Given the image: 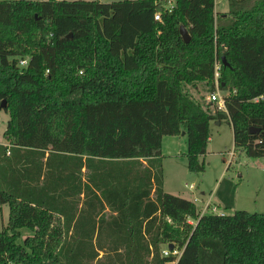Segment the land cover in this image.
I'll return each instance as SVG.
<instances>
[{"label": "trees", "instance_id": "trees-1", "mask_svg": "<svg viewBox=\"0 0 264 264\" xmlns=\"http://www.w3.org/2000/svg\"><path fill=\"white\" fill-rule=\"evenodd\" d=\"M170 2L0 0V264H264L263 212L201 215L163 190L160 161L184 132L203 171L223 119L264 156V0ZM215 63L226 111L194 96Z\"/></svg>", "mask_w": 264, "mask_h": 264}, {"label": "rangeland", "instance_id": "rangeland-1", "mask_svg": "<svg viewBox=\"0 0 264 264\" xmlns=\"http://www.w3.org/2000/svg\"><path fill=\"white\" fill-rule=\"evenodd\" d=\"M170 1L173 3L174 0ZM227 10V0H215V13ZM187 88L190 89V86ZM198 88L199 92L195 93L193 89L190 91L194 92L195 98H199L198 96L203 93L208 102L209 93L203 92L200 85ZM221 94L227 92L221 91ZM214 106L213 110H216L217 107ZM8 117L0 108V142L4 140L3 133ZM231 150L234 151L233 156L228 153ZM186 152L185 135L163 137L160 161L165 192L194 201L200 210L210 198V204L216 205L218 211L225 214H232L236 210L264 213V156L250 157L241 149L234 147L232 127L226 119L210 122V138L206 152L200 156L204 163L203 171L188 170ZM8 212L6 204L0 205V230L7 222ZM188 222L195 223L193 219H189ZM167 249L166 244L161 245L162 255H165L164 251Z\"/></svg>", "mask_w": 264, "mask_h": 264}, {"label": "built area", "instance_id": "built-area-1", "mask_svg": "<svg viewBox=\"0 0 264 264\" xmlns=\"http://www.w3.org/2000/svg\"><path fill=\"white\" fill-rule=\"evenodd\" d=\"M160 16L159 14H155V19H159ZM27 62V59H21L19 61V63L21 65H25ZM218 64L215 63V73H214V76H215V85H216V88L214 91L210 92L207 96L208 100L210 102H215L216 103V107H217V110H223V111H226V107H225V102H224V98H223V94H221V91L219 90L218 86H217V76H218ZM230 154V156H233L234 155V151L231 150L230 152H228ZM210 212V213H217V214H220V215H223L224 213L223 212H220L218 211L217 209V206L216 205H211L210 204V198L204 203V206L202 207V209L200 210V214H204V213H207ZM192 223V222H191ZM170 249H167L164 251L165 255L169 254ZM172 253H178L177 250H173Z\"/></svg>", "mask_w": 264, "mask_h": 264}, {"label": "water", "instance_id": "water-1", "mask_svg": "<svg viewBox=\"0 0 264 264\" xmlns=\"http://www.w3.org/2000/svg\"><path fill=\"white\" fill-rule=\"evenodd\" d=\"M180 34H181V36H182L184 42H189V40H190V36H189L187 30H186L183 26L180 27ZM222 62H223L224 65H227V64H228V63L226 62L224 56H222ZM4 106H5V102L2 101V102L0 103V107H4ZM249 130H250V133H255V132L260 131L259 128H254V127H250ZM181 135H184V132H181ZM168 247H169L170 249L173 248L171 244H169Z\"/></svg>", "mask_w": 264, "mask_h": 264}, {"label": "crops", "instance_id": "crops-1", "mask_svg": "<svg viewBox=\"0 0 264 264\" xmlns=\"http://www.w3.org/2000/svg\"><path fill=\"white\" fill-rule=\"evenodd\" d=\"M0 144H6V141L5 140H2L1 142H0ZM229 152V151H228ZM201 192V194H202V196H204L203 194H204V192L201 190L200 191Z\"/></svg>", "mask_w": 264, "mask_h": 264}]
</instances>
